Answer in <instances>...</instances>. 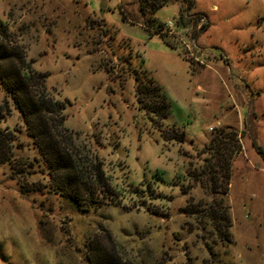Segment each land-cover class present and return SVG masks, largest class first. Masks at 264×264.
Wrapping results in <instances>:
<instances>
[{"label":"rangeland","instance_id":"374dc122","mask_svg":"<svg viewBox=\"0 0 264 264\" xmlns=\"http://www.w3.org/2000/svg\"><path fill=\"white\" fill-rule=\"evenodd\" d=\"M137 3L0 0L86 189L80 204L55 189L0 85V264H89L91 240L103 263L264 264V0H193L173 35ZM154 84L161 118L143 108Z\"/></svg>","mask_w":264,"mask_h":264},{"label":"trees","instance_id":"16d2710c","mask_svg":"<svg viewBox=\"0 0 264 264\" xmlns=\"http://www.w3.org/2000/svg\"><path fill=\"white\" fill-rule=\"evenodd\" d=\"M169 2H180L183 5V9H181V7L179 9V17H177L178 21L176 22L177 27H179L180 24L183 28L184 26L182 24H184V18H188L190 13L189 10L193 7V0H138L137 4L140 14L145 16L147 13L151 15L154 14L157 9ZM151 15L146 21L148 26L145 27L149 29L150 26H153L156 34L158 31L162 34L163 23H155V21L153 23L154 18ZM199 18L200 17L196 16L194 21L197 22ZM5 27L6 26L0 21V85L10 96L12 105L19 113L27 135L34 141L42 154V158H45L49 167L48 175L55 181V189L60 192V194L64 193L65 197L70 198V200H77V204H80L82 199L79 193L86 191L85 185L82 184L83 175L81 173V168L77 166L73 158L70 159L65 145H60L63 136L59 134V130H56L59 124L57 117L63 108L62 103L52 101L45 96L43 90L40 88V75L36 74V76H34L30 74L27 67L23 65L24 63L21 56H19L16 50L10 45L9 39L6 38ZM148 91L155 96L154 105H144L145 107L143 108L150 115L158 114L157 116L160 118L163 117L168 110L165 95L155 84L149 86ZM135 93L140 102L142 91L139 86H136ZM154 106H156V108H154ZM257 152L264 159V151L257 148ZM223 164L220 166L221 168ZM223 171L225 175L222 176L224 178L222 193L225 194V186H227V180L229 178L227 167H225V169L223 168ZM210 217V220L213 219L212 216ZM223 220L224 216H222V221ZM221 223L224 228H228L229 221L227 219L224 223ZM222 234L224 235L223 239L226 237V241H229L227 238V231L224 230ZM92 244L91 240L88 253L89 264H119V260H114L115 258L112 254H110L111 258L108 256L106 263L97 260L99 257V255H96V253L98 254V247L94 246L92 248ZM91 249L95 252H91ZM94 254L97 256L95 257L96 259H93L91 256Z\"/></svg>","mask_w":264,"mask_h":264},{"label":"built area","instance_id":"2783aa9c","mask_svg":"<svg viewBox=\"0 0 264 264\" xmlns=\"http://www.w3.org/2000/svg\"><path fill=\"white\" fill-rule=\"evenodd\" d=\"M205 20L203 18H199L196 22V30L200 32L201 28L204 27ZM176 24L174 21L168 20L163 23V32H167L169 35H173L174 30L176 27ZM176 30V29H175Z\"/></svg>","mask_w":264,"mask_h":264}]
</instances>
